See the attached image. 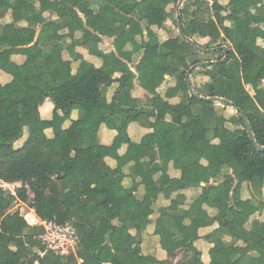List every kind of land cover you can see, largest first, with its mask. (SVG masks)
Masks as SVG:
<instances>
[{
	"label": "trees",
	"instance_id": "16d2710c",
	"mask_svg": "<svg viewBox=\"0 0 264 264\" xmlns=\"http://www.w3.org/2000/svg\"><path fill=\"white\" fill-rule=\"evenodd\" d=\"M180 1L0 0V18L11 19L1 27L0 34V52L6 51L10 57L0 60V72L10 77L11 89L10 101L0 97V163L4 165L0 181L20 183L14 195L0 186V264H172L178 253L183 256L176 264H203L194 243L200 238L199 229L214 224L217 229L203 237L213 244L208 264H264V239L254 243L251 234L253 228H264V221H253L249 226L244 212L253 204L232 192L236 183L250 181L252 199L257 200L260 211L264 210V152L255 149L244 122L245 118L250 124L256 144L264 146V48L256 43L258 38L264 39V0H229L226 6L219 0H182L173 22L178 33L172 36L173 27H166L172 17L168 7ZM107 6L116 14L104 15L102 9ZM67 7L72 9L69 16L64 14ZM45 13L56 17L57 32L44 29ZM222 13L226 15L218 26L212 14ZM99 18L106 27L105 35L113 38L118 55L111 53L115 70L105 65L108 55L99 50L102 40L95 26ZM20 22H25L24 26ZM154 26L164 31L168 28L167 40L159 41ZM38 27L41 30L35 39ZM219 27L223 37H217L219 44L215 39L210 41L213 49L202 48L195 40L211 39ZM131 30L139 40L128 52L125 48L130 44ZM62 31L67 33L60 36L58 32ZM75 32L81 33L76 44L101 59L100 68L74 55L72 60L79 65L72 75L71 61L63 60L62 50L63 39L73 37ZM223 46L228 49L227 55ZM138 53L142 54L140 63L147 68L134 73L127 64ZM216 54L215 59L210 58ZM14 55L24 56L32 72L21 73L11 60ZM56 72L64 78L57 80ZM116 73L121 76L115 78ZM198 76L206 81L195 86L191 78ZM166 77L172 82L165 87L163 97L157 98L156 91ZM135 80L147 94L146 105L133 98L122 104ZM39 82L44 84L41 90ZM114 83L118 88L112 102L118 110L103 103ZM189 88L195 95L220 97L225 102L198 101L190 96ZM174 98L179 99L178 113L168 103ZM48 99L54 106L51 138L37 124L39 108ZM218 105L231 108L234 115L225 117L217 111ZM14 106L18 131L9 116ZM162 109H167L168 118L160 117ZM73 110L78 116L64 128ZM132 123L150 129L152 138L121 157L100 143L98 133L104 126L116 131L114 143L128 144L127 129ZM24 134L26 141L15 149ZM142 150L149 152L152 164L148 168L158 167L161 172V178L154 181L147 175V168L138 169L136 175L146 192H156L166 199L177 193L179 180L170 179L166 163L162 167L154 164L158 156L166 154L171 155L175 170L194 176L196 183L189 188L205 185L186 210L177 209L184 197L176 196L177 203L170 210L178 220L163 214L158 217L154 235L167 255L165 261L143 256L137 242L129 255L118 246L123 232L142 229L148 223L140 214L146 202L134 195L137 187L117 192L113 184V176L121 172L129 155L140 156ZM106 157L116 161L114 170L105 164ZM92 158L101 161L96 175L86 165ZM212 180L217 183L211 184ZM222 193L229 194L225 209L216 204ZM19 203L33 209L40 220L71 225L79 239L75 254L62 256L46 249L39 239L42 227H32L25 221L16 207ZM205 207L216 214L209 215ZM229 227L234 228L233 235L228 233ZM224 235L230 237L229 242L223 241ZM226 247L233 249L228 257L219 253Z\"/></svg>",
	"mask_w": 264,
	"mask_h": 264
},
{
	"label": "crops",
	"instance_id": "0c3cea01",
	"mask_svg": "<svg viewBox=\"0 0 264 264\" xmlns=\"http://www.w3.org/2000/svg\"><path fill=\"white\" fill-rule=\"evenodd\" d=\"M220 4L222 6H226L229 0H219ZM23 6V4H20L19 7ZM96 8L98 5L95 6ZM72 9L67 7L64 10V14L66 16L71 15ZM116 10L110 6L104 7L102 9V13L104 15H114L116 14ZM121 13L125 14V10H122ZM225 13L219 14L221 16V19L225 16ZM47 21L44 24V29L49 31L50 33H55L58 31V27L55 23V16L54 15H49L45 13L43 15ZM213 18V16H212ZM215 21V19L213 18ZM11 22V19L7 18V16L4 19L0 18V34H1V27L5 24H8ZM169 22V21H168ZM166 23V27L169 28V23ZM223 23V20H222ZM25 22H20V26H24ZM225 26H229L228 23H224ZM95 26L98 28V32H96V35L101 38V43L99 44V50L102 51L104 54L108 55L107 59L105 61V65L113 70L116 69V62L114 60V57L111 53H114L116 56H118L115 52V48L112 45L113 44V38H109L108 36L105 35L106 32V27L104 26V22L101 18L97 20L95 23ZM219 26V25H218ZM168 28L164 30H160L157 27H152V30L157 34L158 39L160 42H164L167 40L168 37ZM41 27H38L36 30V37L37 38L38 34L40 33ZM219 31V37H223L222 31L220 30V27L215 30ZM67 31H62L58 32L60 36L65 35ZM81 39V33L80 32H75L73 37H65L63 39V46L64 49L62 50V58L63 60H69L71 61V73L72 75H75L76 70L78 68L79 62L72 60L74 55H80L84 61L88 62L89 64H92L96 68H100L102 66V61L101 59L91 55L88 52V49L84 46H79L77 45V41ZM208 39V38H207ZM139 40L138 38H135L134 31L131 30L130 33V44L127 45L125 48L126 51L131 52L133 48L136 46V42ZM257 45L264 48V39L258 38L257 39ZM33 44V43H32ZM30 44V45H32ZM225 47V46H223ZM227 48V47H226ZM226 55V54H225ZM142 54H134L131 56V63L127 64L128 67L131 69L132 72L137 73L139 71H142L146 69L147 67L142 65L140 63ZM10 57L7 54L6 51H1L0 52V60H8ZM11 60L16 63L18 66V70L21 73H31L32 72V67L29 62H26V58L22 55H14L11 57ZM127 63V62H126ZM55 78L57 80H62L64 77L59 74L55 73L54 74ZM121 75L116 73L114 75L115 78H119ZM166 81L162 83L160 88L156 91V97L160 98L163 97V93L165 90V87L172 82V79L169 77L165 78ZM74 81H77L76 76H74ZM10 82V77L1 73L0 72V97L4 102L10 101L11 98V89L9 86ZM44 84L43 82L38 83V89H43ZM118 88V84L114 83L112 84L106 91V96L103 100V103L106 108H112L114 110H118V106L112 102V98L114 94L116 93V90ZM147 94L146 92L140 88L138 81H134V88L131 90L130 94L125 96V98L122 100V104H126V102L133 98L139 101L141 104H148V99L146 98ZM168 103L173 107L172 111L175 113H178L181 111L180 105H177V98L171 99L168 101ZM53 103L48 99L45 100L44 103L40 106L39 108V114H40V120L37 122L38 126L42 129H45L44 132L47 137L51 138L52 137V131L50 129V123H51V118H52V112H53ZM10 116V122L12 124V127L14 130L18 131L19 130V124L17 122V117H16V106H14L9 113ZM78 116L77 111L73 110L70 115V120L64 124V128H67L70 124L71 120H75ZM160 117L161 118H168L167 115V109H162L160 111ZM127 134L129 137L130 142L128 144H122L119 145L117 143H114V138L116 136V131L114 130H109L102 126L99 130L98 133V138L99 141L102 145L106 146L109 148V151L111 153L117 154L119 157L123 156L127 151H133L139 145L140 143L150 140L152 138V131L150 129L144 128L140 126L137 123H132L128 126L127 129ZM26 134L20 139L18 142L15 143V149L21 148L23 143L26 141ZM149 152L147 150H142L140 152V156H138L136 153L130 154L127 163L121 168V172L119 174H116L113 176V184H114V189L117 192L122 191L123 189H128L132 186L137 187L136 192H134V195L138 198L141 199V201H145L146 203L144 206H142L140 210V214L147 219L148 223L147 225L138 230H128L122 233L120 236L118 246L121 249V251L129 255L135 245V242H137L140 246L141 249V254L143 256H150L156 258L158 261H165L167 260V255L166 253L160 248L159 245V238L154 235L155 231V225L158 217L163 214V216L167 219L171 220H178V216L174 215L171 212V208L176 205V196L181 195L184 197L183 204L177 205V209H188L189 205L200 195L202 187H204V184H201L197 188H189L188 185H193L196 183V180L194 176L192 175H186L184 173H180L179 171L175 170L172 166L171 163V155L166 154L162 156H158L155 163L156 165L162 167L165 166L164 163H166L167 167V174L170 177V179H176L179 180L178 184V191L177 193H174L170 199L164 198L161 194H158L156 192H146L145 187L140 184V176L136 175L138 169L140 170L141 168H147V175L152 178L154 181H158L161 178V172L159 171L158 167H153L151 165L152 163H149ZM105 164L111 169L114 170L116 168V161L110 157L104 158ZM3 165L2 163H0ZM101 161L98 158H92L87 161L86 165L90 169V171L93 174H98L99 173V168H100ZM4 166V165H3ZM4 170V169H3ZM3 172V171H1ZM0 172V173H1ZM211 184H216L217 180H212L210 182ZM6 184V183H3ZM20 183H14V184H8V185H17ZM251 182L247 181L246 183H236L232 192L236 193L239 195L240 199L242 201H247L251 200L253 206L249 210H246L244 212L245 217L248 219L249 226H251L253 221H264V210L260 211L257 203L252 199V191H251ZM263 195H264V189H263ZM225 196H227V199L229 198L228 193H222L219 194L216 204L218 208L225 209L227 205L224 203ZM25 208H29L25 204ZM24 206H19L17 205L18 208H22ZM206 211L209 213V215L214 216L216 214V211L210 208L205 207ZM33 210V209H31ZM22 214V213H21ZM23 215V214H22ZM248 228V227H247ZM217 229V224H214L213 226L206 227V228H201L198 231L199 234V239L194 243V247L197 249V251L200 253V260L203 264H208L210 261L209 257V250L213 247V244L208 243L206 240H204L203 237L210 235L212 232H214ZM228 233L233 235L234 228L229 227L227 229ZM251 234L254 238V243L258 241L259 238L264 239V228H253L251 230ZM135 239V241H134ZM224 242H229L230 237L225 236L223 238ZM233 249L232 247H226L222 248L219 253L222 256L228 257L232 254ZM182 253H178L176 257L172 260V264H176L178 261L182 260ZM78 264H84L82 261H79Z\"/></svg>",
	"mask_w": 264,
	"mask_h": 264
},
{
	"label": "built area",
	"instance_id": "2783aa9c",
	"mask_svg": "<svg viewBox=\"0 0 264 264\" xmlns=\"http://www.w3.org/2000/svg\"><path fill=\"white\" fill-rule=\"evenodd\" d=\"M2 187L8 189L13 195L15 194V190L11 188V185L3 184ZM19 206L26 207L23 203H19ZM26 209L27 212L23 214V217L30 226L42 227L43 231L39 235V239L42 244L45 245L46 249L54 251L62 256L75 254L79 239L76 231L71 225L65 224L60 226L53 222L40 220L33 210Z\"/></svg>",
	"mask_w": 264,
	"mask_h": 264
},
{
	"label": "rangeland",
	"instance_id": "374dc122",
	"mask_svg": "<svg viewBox=\"0 0 264 264\" xmlns=\"http://www.w3.org/2000/svg\"><path fill=\"white\" fill-rule=\"evenodd\" d=\"M183 2V1H182ZM181 6H182V3L180 4H178V5H176V6H174V5H171V6H169L168 7V9H169V11L171 12V14H172V17H171V19L169 20V27H173V30H172V36H175V35H177V33H178V31H177V28H176V26L174 25V20L175 19H177L178 18V14H179V10L181 9ZM212 16H213V18L215 19V21H216V23L219 25V26H221L222 25V19H221V16H219V15H215V14H212ZM212 38L210 39V38H208V39H197V38H195V40L197 41V43L202 47V48H205V47H208V49H213L214 48V45H212V44H209L210 43V41H212V40H216L218 43L217 44H219L220 42L218 41V38L217 37H219V31H214L213 33H212V36H211ZM183 45V47L184 48H187L188 47V45L186 44V43H183L182 44ZM218 56V54H216V56H214V55H212V56H210V58L211 59H215L216 57ZM203 81H206V78H204L203 76H198V77H196V78H194V77H192L191 78V83L193 84V85H195V86H199V85H201V83H203ZM251 92V91H250ZM217 93H218V95H220V90H219V88L217 87ZM177 102L179 103V99H177ZM212 109V108H211ZM217 109V111H219L222 115H224L225 117H231V116H233L234 115V111L231 109V108H229V107H226V106H219L218 105V107L216 108ZM219 113V114H220ZM231 129H235V130H237V129H239V128H235L234 126H231ZM3 169H4V166L3 165H1L0 164V172L1 171H3ZM0 186L2 187L3 186V183H2V181H0ZM20 187V185L19 184H17V185H13V186H11V188L13 189V190H16L17 188H19ZM28 197H32V195H31V193H29L28 194ZM224 203H225V205H228V199H227V196H225V199H224ZM17 207V206H16ZM18 210H19V212L20 213H22V214H25L26 212H27V209L25 208V207H22V208H18ZM29 218V217H28ZM30 219V218H29Z\"/></svg>",
	"mask_w": 264,
	"mask_h": 264
},
{
	"label": "water",
	"instance_id": "95a60500",
	"mask_svg": "<svg viewBox=\"0 0 264 264\" xmlns=\"http://www.w3.org/2000/svg\"><path fill=\"white\" fill-rule=\"evenodd\" d=\"M180 4L182 3V0L179 2ZM180 27V26H179ZM222 51L227 55L228 53V49L226 47H222L221 48ZM208 63H205V64H198L196 66H193L191 68V70L195 69V68H198V67H203L204 65H207ZM189 94L190 96L196 98L198 101H206V102H212V103H216V102H225L222 98L220 97H210V98H205V97H201V96H198V95H195L194 92L192 91L191 88H189ZM230 106H232L231 103H229ZM242 115V114H241ZM243 116V115H242ZM244 122H245V126H246V131H247V134H248V137L250 139V141L252 142V144L254 145L255 149L258 151V152H264V146H260V145H257L256 144V141H255V138H254V134L251 130V127H250V124L248 123V121L244 118Z\"/></svg>",
	"mask_w": 264,
	"mask_h": 264
}]
</instances>
